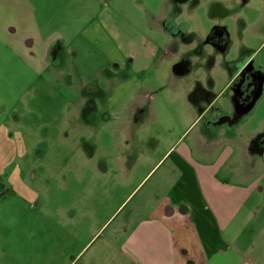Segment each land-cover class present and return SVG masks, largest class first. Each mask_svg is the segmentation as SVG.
<instances>
[{"label": "rangeland", "instance_id": "374dc122", "mask_svg": "<svg viewBox=\"0 0 264 264\" xmlns=\"http://www.w3.org/2000/svg\"><path fill=\"white\" fill-rule=\"evenodd\" d=\"M66 1L0 0V264L114 263L111 229L151 182L167 189L185 146L215 160L227 145L234 182L264 173V0H170L160 25L147 22L143 69L102 51L117 35L70 36L65 19L90 8Z\"/></svg>", "mask_w": 264, "mask_h": 264}, {"label": "crops", "instance_id": "0c3cea01", "mask_svg": "<svg viewBox=\"0 0 264 264\" xmlns=\"http://www.w3.org/2000/svg\"><path fill=\"white\" fill-rule=\"evenodd\" d=\"M130 2H63L64 7L85 3L90 8L87 12L75 10L65 19L70 21V27L76 26L69 35L75 36L76 32L78 36L86 33L91 38L117 35L123 39L115 46L114 43L105 44L107 48L103 45L102 51L108 53L119 47L123 49L124 57L118 60L117 68L130 62L131 67L143 69V63L152 57V51L144 47L149 45L144 33L147 22L160 25L169 15L167 3L170 0H147L136 10H132ZM85 15L92 24L82 28L80 23L85 21ZM34 21L30 19V25ZM30 25L23 29L25 35L33 37L36 44L44 42L43 33L38 32L41 30L32 29ZM46 36L61 39L67 35L51 33ZM131 38H137L135 44L139 45H133ZM50 44L51 41L47 42L48 47ZM45 59L48 63L49 55H45ZM112 61V57L108 59V62ZM196 142L207 148L215 145L203 135H199ZM202 151L183 147L177 155L179 160H171L170 167L164 172L165 178H172L168 180L167 189H162V181L151 182L126 220L111 229L108 244L114 251L112 264H264V190L259 187L264 173L255 179L246 174L239 178L241 182H236L239 174L226 175L227 170L223 171L233 154L232 149L225 145L222 156L215 160H207L206 151ZM244 152L247 154L248 149ZM150 171L142 177L139 185ZM78 183L82 185L80 178ZM134 190L123 198L109 218L118 212Z\"/></svg>", "mask_w": 264, "mask_h": 264}, {"label": "flooded vegetation", "instance_id": "af4514ba", "mask_svg": "<svg viewBox=\"0 0 264 264\" xmlns=\"http://www.w3.org/2000/svg\"><path fill=\"white\" fill-rule=\"evenodd\" d=\"M219 31H221V30H219ZM221 33H222V32H221ZM214 37H215V36H213V34H212V39H213ZM263 140H264V138H261V139L258 138L257 143H256L257 147H258L259 144H262V143L264 142ZM262 146H263V145H262ZM257 147L252 148V149L257 150ZM255 150H254V151H255ZM263 150H264V146H263ZM80 174H81V173H80ZM0 188H2L1 184H0Z\"/></svg>", "mask_w": 264, "mask_h": 264}]
</instances>
